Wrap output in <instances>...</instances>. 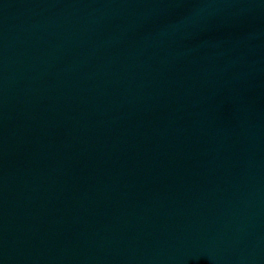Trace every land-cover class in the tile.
Listing matches in <instances>:
<instances>
[{"label":"water","instance_id":"1","mask_svg":"<svg viewBox=\"0 0 264 264\" xmlns=\"http://www.w3.org/2000/svg\"><path fill=\"white\" fill-rule=\"evenodd\" d=\"M0 264H264V0H0Z\"/></svg>","mask_w":264,"mask_h":264}]
</instances>
